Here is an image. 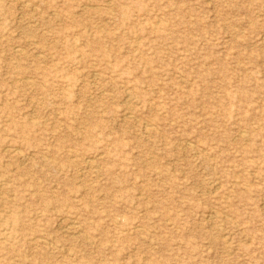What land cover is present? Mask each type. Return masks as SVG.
<instances>
[{
  "label": "rangeland",
  "instance_id": "obj_1",
  "mask_svg": "<svg viewBox=\"0 0 264 264\" xmlns=\"http://www.w3.org/2000/svg\"><path fill=\"white\" fill-rule=\"evenodd\" d=\"M0 264H264V0H0Z\"/></svg>",
  "mask_w": 264,
  "mask_h": 264
},
{
  "label": "bare ground",
  "instance_id": "obj_2",
  "mask_svg": "<svg viewBox=\"0 0 264 264\" xmlns=\"http://www.w3.org/2000/svg\"><path fill=\"white\" fill-rule=\"evenodd\" d=\"M33 5V4H32ZM144 129V128H143ZM15 152V151H14ZM13 153V152H12ZM75 224V223H74ZM78 235V234H77Z\"/></svg>",
  "mask_w": 264,
  "mask_h": 264
}]
</instances>
